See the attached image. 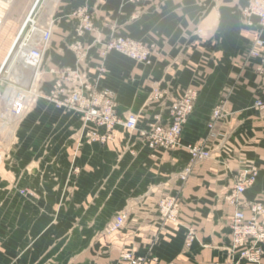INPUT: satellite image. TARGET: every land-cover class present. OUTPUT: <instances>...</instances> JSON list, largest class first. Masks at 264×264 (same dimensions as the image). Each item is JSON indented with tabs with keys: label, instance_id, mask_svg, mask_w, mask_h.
Wrapping results in <instances>:
<instances>
[{
	"label": "crops",
	"instance_id": "0c3cea01",
	"mask_svg": "<svg viewBox=\"0 0 264 264\" xmlns=\"http://www.w3.org/2000/svg\"><path fill=\"white\" fill-rule=\"evenodd\" d=\"M34 1L0 0V66L6 59L4 67L15 69L11 49ZM247 2L52 0L34 9L40 23L51 20L52 35L39 69L21 65L17 77L24 83L47 91L54 78L49 68L75 65L97 79L102 44L120 33L155 44L151 64L116 51L103 61L98 87L116 92L121 115H137L138 126L146 128L156 117L166 120L168 106L186 88L198 95L182 145L172 150L150 149L122 126L112 141L79 143L77 115L39 100L2 143L0 264H117L125 250L145 256L144 264H258L230 250L235 207L224 198L245 161L258 175L243 196L264 201V109L253 106L264 98V73L247 53L258 34V19L248 24L242 16ZM80 5L90 10L94 29L77 37L71 11ZM155 88L164 91L158 100L150 98ZM219 101L226 114L217 136L207 140L212 155L183 182L179 173L189 159L184 145L205 137ZM163 194L177 195V221L158 213ZM118 213L126 214L124 224L108 231ZM259 246L264 263V241Z\"/></svg>",
	"mask_w": 264,
	"mask_h": 264
},
{
	"label": "built area",
	"instance_id": "2783aa9c",
	"mask_svg": "<svg viewBox=\"0 0 264 264\" xmlns=\"http://www.w3.org/2000/svg\"><path fill=\"white\" fill-rule=\"evenodd\" d=\"M46 1L35 0L26 19L19 29L11 51L15 48L13 63L22 66H31L39 69L42 63L43 53L51 39L52 22L40 23L32 17L34 9ZM123 3H142L146 0H122ZM243 18L251 24V17L258 19L257 36L252 40L248 49V55L259 59L257 71L264 73V38L261 31L264 29V0H248L241 10ZM74 19L73 29L77 37H81L94 29L92 14L83 5L76 6L71 11ZM78 58L84 56L80 41L73 44ZM10 51V52H11ZM110 51H116L138 63L151 64L155 44L135 39L120 33L110 35L102 44L100 55L102 62L98 65L99 75L97 79L90 80L78 65L60 69L49 68L54 74L51 87L45 91L38 83H24L20 77L10 76L11 67L0 66V82L7 84L0 90V101L4 107L0 110V165L3 160L2 143L5 134L13 129L14 122L25 116L39 100H45L62 112H72L77 115L81 126L77 131L78 142L112 141L116 128L122 126L134 131L150 149L172 150L182 145L181 137L183 126L189 115L193 112L198 92L192 87L186 88L182 94L171 102L167 109V119L156 117L148 127L138 126V117L133 113L121 115L118 112L116 92L108 87L99 88L98 79L106 70L104 59ZM37 73V72H36ZM164 96V91L155 88L151 93V99L158 100ZM253 106L264 109V98L258 97ZM226 114L224 101H219L213 107L207 122L205 137L195 143H187L186 148L189 159L184 169L179 173V178L185 182L191 174L193 167L202 160L212 155V149L207 143L209 138L217 136L215 128ZM2 135V136H1ZM74 171L77 168L74 167ZM258 168L245 161L235 174V180L231 190L224 196L225 200L233 205L234 211L230 221L231 245L230 250L239 251L240 256L258 264L261 262V250L259 244L264 241V201L247 200L244 191L251 186L257 178ZM26 193L25 190H20ZM179 201L177 195L163 194L159 197L156 209L163 219L177 221L179 215ZM126 219L125 213H118L109 223L107 230L119 229ZM193 236L190 228L187 235V244ZM146 257L136 255L130 250L122 251L117 264H144Z\"/></svg>",
	"mask_w": 264,
	"mask_h": 264
},
{
	"label": "rangeland",
	"instance_id": "374dc122",
	"mask_svg": "<svg viewBox=\"0 0 264 264\" xmlns=\"http://www.w3.org/2000/svg\"><path fill=\"white\" fill-rule=\"evenodd\" d=\"M20 69H22L21 65L19 63H15V69H11L10 76L13 77V78H16L17 76H19V73H21ZM24 71H25V73H27L26 70H24ZM6 85L7 84L0 82V90L1 89H5L4 86H6ZM3 107H4V104H3L2 101H0V110H2ZM11 133H12V131L10 133L5 134V137L8 138L11 135Z\"/></svg>",
	"mask_w": 264,
	"mask_h": 264
}]
</instances>
